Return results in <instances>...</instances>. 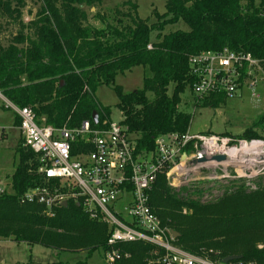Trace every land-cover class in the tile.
<instances>
[{
	"label": "trees",
	"instance_id": "trees-1",
	"mask_svg": "<svg viewBox=\"0 0 264 264\" xmlns=\"http://www.w3.org/2000/svg\"><path fill=\"white\" fill-rule=\"evenodd\" d=\"M106 1L38 0L39 12L25 23V0H0V93L18 108L33 109L39 124L78 128L89 121L102 128L111 121V111L95 94L99 87H112L124 117L121 124L136 141V155L145 156L155 152L159 137L189 133L192 117L179 106L182 95L192 92V55L225 48L249 53L260 61L264 75V0H165L166 13L155 14V24L141 19L138 5L128 1L114 9L111 18L97 11L89 19L86 9L98 10ZM180 23L189 31L164 34ZM11 24L18 31L4 45ZM136 67L152 76L145 78L142 90L126 94L116 86V78ZM219 97L196 101L215 108ZM234 138L264 141V111L258 123ZM21 141L11 192L0 194V240L57 253L86 252L87 259L100 249L105 252L109 226L91 219L78 202L58 207L53 217L45 216L41 205L21 203L27 191L46 184L37 156ZM150 206L163 227L179 234L175 245L182 250L219 263L240 257L235 263L264 264V187L252 193L227 191L219 201L203 204L179 198L160 175ZM121 249L131 258L118 264H148L153 250L139 243Z\"/></svg>",
	"mask_w": 264,
	"mask_h": 264
},
{
	"label": "built area",
	"instance_id": "built-area-1",
	"mask_svg": "<svg viewBox=\"0 0 264 264\" xmlns=\"http://www.w3.org/2000/svg\"><path fill=\"white\" fill-rule=\"evenodd\" d=\"M151 49V46L149 47ZM192 93L199 101L212 96L234 99L243 88L255 92L264 75L260 61L249 53L228 48L206 51L189 58ZM0 100L20 119L24 146L38 160V172L46 184L27 191L22 204L44 207V215L69 201L78 202L93 220L110 228L106 264H118L131 255L122 245L139 243L151 247L148 264H222L208 257L192 255L175 245L173 231L163 227L150 206V194L160 175L168 186H184L189 174H199L211 166L242 164L243 173L228 176L250 180L264 176V141L242 140L216 135H164L156 140L154 153L137 156L136 141L121 123L105 121L95 128L85 121L78 128L39 124L33 109L18 108L0 93ZM224 157L223 163L215 158ZM242 160V161H241ZM241 161V162H240ZM251 167L259 169L252 176ZM251 190L260 185L249 184ZM10 190L0 189V194ZM229 264H239L231 262Z\"/></svg>",
	"mask_w": 264,
	"mask_h": 264
},
{
	"label": "rangeland",
	"instance_id": "rangeland-1",
	"mask_svg": "<svg viewBox=\"0 0 264 264\" xmlns=\"http://www.w3.org/2000/svg\"><path fill=\"white\" fill-rule=\"evenodd\" d=\"M26 8L24 9V22L29 23L32 18L39 12L40 4L38 0H25ZM131 1L138 5L139 17L143 20H149L150 24L157 23L155 14L164 15L166 13L165 0H107L98 10H88L89 19L99 11L107 17H112L111 12L121 7L125 2ZM92 25L101 26L95 20H90ZM182 30L189 31V27L183 23L177 26H169L164 34ZM18 27L11 24L7 32L3 36L4 45H8L14 35H16ZM153 34V40L156 38ZM148 69L136 67L132 71L116 78V86L122 88L126 94L142 90L146 77H151ZM259 85L255 91L260 98L254 99L252 92L247 88H243L238 96L234 99L219 97L217 107L204 106L198 104L194 94L187 91L182 95V102L179 106L180 111L189 114L192 117L190 134L191 135H229L228 137H240L256 123L263 115L264 111V79L260 78ZM173 88H170L169 94L172 95ZM150 100L154 96L148 94ZM95 98L97 102L105 109L111 111V122L120 124L124 117L123 113L118 109V97L112 87H99ZM0 187L8 190L10 188L11 177L18 165V157L16 150L22 143L21 139L16 140L17 132L13 130L15 122V113L0 102ZM5 128L9 134L8 139H4L2 129ZM244 140V139H242ZM18 146V147H17ZM242 161V160H241ZM240 161V162H241ZM243 173L242 164L235 163L232 167L228 166H211L209 169L201 171L199 174H189L188 181L184 186L178 189H170L179 198H188L196 200L203 204H210L222 199L226 192L236 193L241 191L244 193H252L249 184L260 185L264 187V176L259 175L249 180H234L228 176H234ZM259 169L251 167L252 176L258 175ZM188 211L184 210V214ZM106 264L104 259V251L98 250L93 256L87 259L86 252H60L57 253L51 249L41 246H28L25 243L18 244L11 240H0V264Z\"/></svg>",
	"mask_w": 264,
	"mask_h": 264
},
{
	"label": "water",
	"instance_id": "water-1",
	"mask_svg": "<svg viewBox=\"0 0 264 264\" xmlns=\"http://www.w3.org/2000/svg\"><path fill=\"white\" fill-rule=\"evenodd\" d=\"M98 118H99L98 117V114L95 113L94 116H93V119H94V123H95L96 126L99 125ZM225 160L226 159L224 157H222V156H218V157L215 158V161L218 162V163H223V162H225ZM63 206L64 207H67L68 206V203L67 202L64 203ZM173 236L175 238H178L179 237V234L173 231ZM239 260H240V257H228V258H226V259H224L222 261V264H229L231 262H235V261H239Z\"/></svg>",
	"mask_w": 264,
	"mask_h": 264
},
{
	"label": "crops",
	"instance_id": "crops-1",
	"mask_svg": "<svg viewBox=\"0 0 264 264\" xmlns=\"http://www.w3.org/2000/svg\"><path fill=\"white\" fill-rule=\"evenodd\" d=\"M92 10H95V8H93ZM0 102L2 103V106H4V104H3V102L1 100H0ZM1 108L2 107H0V110H2ZM16 119H17V116L15 114V122H14V128H13V130L15 132H17V135H16V140H14V141H18V139H21L22 140V137H21V134H20V131H19V126H17V124H16ZM2 131H3V137H4V139H8L9 138V134L6 132L5 128H3ZM18 144H19V141H18ZM0 189H3V188L0 187ZM8 190H10V188Z\"/></svg>",
	"mask_w": 264,
	"mask_h": 264
}]
</instances>
